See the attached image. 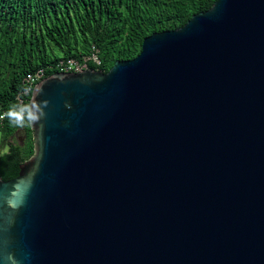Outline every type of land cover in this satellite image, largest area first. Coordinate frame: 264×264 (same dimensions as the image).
I'll return each mask as SVG.
<instances>
[{"label":"water","instance_id":"95a60500","mask_svg":"<svg viewBox=\"0 0 264 264\" xmlns=\"http://www.w3.org/2000/svg\"><path fill=\"white\" fill-rule=\"evenodd\" d=\"M38 87L33 154L0 177V264H264V0Z\"/></svg>","mask_w":264,"mask_h":264},{"label":"trees","instance_id":"16d2710c","mask_svg":"<svg viewBox=\"0 0 264 264\" xmlns=\"http://www.w3.org/2000/svg\"><path fill=\"white\" fill-rule=\"evenodd\" d=\"M214 0H0V116L11 103L28 102L26 75L38 69L44 77L56 73L60 60L96 54L104 72L116 60L131 59L144 37L181 27ZM23 133L20 143L14 138ZM0 177L18 175L19 166L33 154L30 126L17 128L0 119Z\"/></svg>","mask_w":264,"mask_h":264},{"label":"clouds","instance_id":"9594fccd","mask_svg":"<svg viewBox=\"0 0 264 264\" xmlns=\"http://www.w3.org/2000/svg\"><path fill=\"white\" fill-rule=\"evenodd\" d=\"M23 91L31 99L28 102L11 103L3 115L0 116V119L6 118L10 125L17 128L35 127L37 125L42 127L41 121L46 115L44 108L47 107V102L38 101L36 97L43 93V88L25 87Z\"/></svg>","mask_w":264,"mask_h":264},{"label":"built area","instance_id":"2783aa9c","mask_svg":"<svg viewBox=\"0 0 264 264\" xmlns=\"http://www.w3.org/2000/svg\"><path fill=\"white\" fill-rule=\"evenodd\" d=\"M88 60L93 61L96 64L100 63L99 58L97 57L96 54H92L89 57H83L82 61H78L75 59H67V60H60L57 64L56 67L59 69V71H64V72H77V71H82L84 69H87V62ZM42 78H44V70L43 69H38L34 73H30L26 75L24 78L23 82L27 87L33 88V86L40 81ZM22 102V99L19 100Z\"/></svg>","mask_w":264,"mask_h":264},{"label":"rangeland","instance_id":"374dc122","mask_svg":"<svg viewBox=\"0 0 264 264\" xmlns=\"http://www.w3.org/2000/svg\"><path fill=\"white\" fill-rule=\"evenodd\" d=\"M14 138L21 143L23 141V133L21 131H17ZM5 151H7V144L1 140L0 135V153H3Z\"/></svg>","mask_w":264,"mask_h":264},{"label":"flooded vegetation","instance_id":"af4514ba","mask_svg":"<svg viewBox=\"0 0 264 264\" xmlns=\"http://www.w3.org/2000/svg\"><path fill=\"white\" fill-rule=\"evenodd\" d=\"M16 134V133H15ZM15 134H14V136H15Z\"/></svg>","mask_w":264,"mask_h":264}]
</instances>
